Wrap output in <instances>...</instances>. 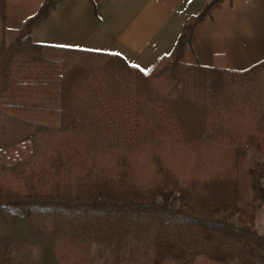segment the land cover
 I'll list each match as a JSON object with an SVG mask.
<instances>
[{
	"label": "trees",
	"instance_id": "16d2710c",
	"mask_svg": "<svg viewBox=\"0 0 264 264\" xmlns=\"http://www.w3.org/2000/svg\"><path fill=\"white\" fill-rule=\"evenodd\" d=\"M7 40L0 0V264H264V61L182 62L207 3L148 72Z\"/></svg>",
	"mask_w": 264,
	"mask_h": 264
},
{
	"label": "crops",
	"instance_id": "0c3cea01",
	"mask_svg": "<svg viewBox=\"0 0 264 264\" xmlns=\"http://www.w3.org/2000/svg\"><path fill=\"white\" fill-rule=\"evenodd\" d=\"M45 0H4L7 32H20ZM213 0H61L35 43L112 53L148 72L169 57L188 19ZM264 61V0H222L194 31L182 62L245 71Z\"/></svg>",
	"mask_w": 264,
	"mask_h": 264
},
{
	"label": "rangeland",
	"instance_id": "374dc122",
	"mask_svg": "<svg viewBox=\"0 0 264 264\" xmlns=\"http://www.w3.org/2000/svg\"><path fill=\"white\" fill-rule=\"evenodd\" d=\"M18 33L19 32H15L12 30L8 31L7 40L8 41L13 40L15 37H17ZM255 227L262 235H264V207L262 208V210L258 213L256 217Z\"/></svg>",
	"mask_w": 264,
	"mask_h": 264
}]
</instances>
